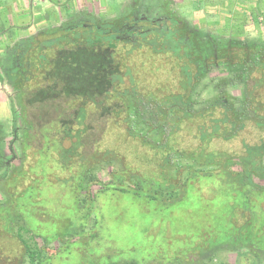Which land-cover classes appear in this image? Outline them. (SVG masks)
<instances>
[{"label": "trees", "instance_id": "trees-1", "mask_svg": "<svg viewBox=\"0 0 264 264\" xmlns=\"http://www.w3.org/2000/svg\"><path fill=\"white\" fill-rule=\"evenodd\" d=\"M139 2L112 20L80 11L10 48L20 110L10 142L0 127V264H51L75 239L42 233L50 176L88 219L109 190L198 205L194 247L162 264L220 252L234 256L223 264H264V136L253 139L264 132V42L189 32L168 0Z\"/></svg>", "mask_w": 264, "mask_h": 264}, {"label": "rangeland", "instance_id": "rangeland-1", "mask_svg": "<svg viewBox=\"0 0 264 264\" xmlns=\"http://www.w3.org/2000/svg\"><path fill=\"white\" fill-rule=\"evenodd\" d=\"M168 1L171 11L190 29L221 39L264 42V0ZM139 4L138 0H0V127L6 142L13 138L12 106L20 110L17 93L5 74L10 64V48L43 30L60 27L80 11L92 13L102 20H112L119 12H133ZM216 75L222 74L215 71L211 77ZM229 91L239 94L236 87ZM206 96L203 94V98ZM91 119L98 123L100 117L92 115ZM21 123L19 118L18 125ZM253 136L255 140L260 139L264 132H254ZM15 148L20 154L19 143ZM49 173L53 174V171ZM52 179L50 176L46 181L44 177L42 204L47 205L50 220L41 223L42 233L49 240L66 232L76 236L65 242L60 255L51 264L168 263L184 248L192 249L194 240L201 233L195 218L199 206L194 203L162 209L160 204L131 193L109 190L97 194L93 215L88 219L89 208H79L67 184L55 185ZM258 182L264 184V179H258ZM181 206L189 207L193 213L183 212ZM31 208L34 214L33 203ZM61 243L58 241L51 247L59 248ZM204 260L207 264H223L227 260L232 262L234 256L220 252L213 262L209 256Z\"/></svg>", "mask_w": 264, "mask_h": 264}, {"label": "crops", "instance_id": "crops-1", "mask_svg": "<svg viewBox=\"0 0 264 264\" xmlns=\"http://www.w3.org/2000/svg\"><path fill=\"white\" fill-rule=\"evenodd\" d=\"M45 9H47V8H45ZM43 11H45L44 9H43ZM46 14H44V16H45Z\"/></svg>", "mask_w": 264, "mask_h": 264}, {"label": "flooded vegetation", "instance_id": "flooded-vegetation-1", "mask_svg": "<svg viewBox=\"0 0 264 264\" xmlns=\"http://www.w3.org/2000/svg\"><path fill=\"white\" fill-rule=\"evenodd\" d=\"M191 31V29L189 30V32Z\"/></svg>", "mask_w": 264, "mask_h": 264}]
</instances>
